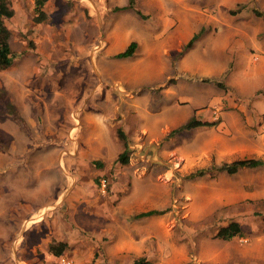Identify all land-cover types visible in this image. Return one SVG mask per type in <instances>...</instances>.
I'll return each instance as SVG.
<instances>
[{
  "label": "rangeland",
  "instance_id": "374dc122",
  "mask_svg": "<svg viewBox=\"0 0 264 264\" xmlns=\"http://www.w3.org/2000/svg\"><path fill=\"white\" fill-rule=\"evenodd\" d=\"M128 1L46 0L40 22L9 3L0 264L25 214L43 264L57 240L74 264H264V167L217 170L264 160V0ZM191 117L212 124L168 135ZM228 221L240 235L215 237Z\"/></svg>",
  "mask_w": 264,
  "mask_h": 264
},
{
  "label": "trees",
  "instance_id": "16d2710c",
  "mask_svg": "<svg viewBox=\"0 0 264 264\" xmlns=\"http://www.w3.org/2000/svg\"><path fill=\"white\" fill-rule=\"evenodd\" d=\"M11 0H0V71L7 69L14 59V53L10 49L9 45V37L10 32L5 25L4 19L6 17H9L11 15V11L9 10V3ZM46 0H33V12L34 15L32 16V20L34 22H40L42 21L46 16L45 12L43 10V6L45 4ZM133 4L132 1L129 0L126 6L118 7L117 9H123V8H131L132 9ZM235 11H231V13H234ZM139 14V13H138ZM257 15H260L258 12ZM202 30L196 34H194L189 41L183 46V48H188L191 46L194 39L199 35V33ZM136 47V44L134 41H130L124 50L114 54L115 57H127L132 55L134 52V49ZM183 50H181L178 54H181ZM216 85H220V83L215 82ZM212 122H208L205 120H199L191 117L186 123L173 128L170 130L168 135H171L175 132H178L182 129H190L196 126L200 125H210ZM116 135L117 137L122 140L124 148L123 150L117 154L116 156V162L125 164L127 162V148L125 145V135L121 131V129H116ZM263 166L264 167V160L259 158H241V159H235L229 163H223L220 166L217 167L218 171H223L226 174H232L234 173L238 168L240 167H258ZM199 175L201 174V171L197 172ZM159 211H153L149 210L146 213H139V215H145V214H152L157 213ZM161 212V211H160ZM159 212V213H160ZM241 233L239 224L236 221H228L226 224L220 226L216 233L215 237H218L223 240H229L234 236H239ZM66 244L64 242H56V243H48V251L53 256L58 257L60 254H62L63 249L65 248ZM133 264H141L143 263L141 259H135L132 261Z\"/></svg>",
  "mask_w": 264,
  "mask_h": 264
},
{
  "label": "crops",
  "instance_id": "0c3cea01",
  "mask_svg": "<svg viewBox=\"0 0 264 264\" xmlns=\"http://www.w3.org/2000/svg\"><path fill=\"white\" fill-rule=\"evenodd\" d=\"M20 205L22 206L23 204L20 203ZM23 206H25V208H26V201H24V205ZM11 207L14 208V212H12V213L13 214H17L18 204H15V205H13ZM24 214H25V212H24ZM9 220L10 219H6V221H9ZM34 221H37V217L31 218L29 222L32 223ZM35 223H37V222H35ZM24 224H25V226H24ZM21 226H24V227L21 228ZM25 228H26V214L23 217H20L18 219V221H17V230L14 233V235L12 236V238L9 240V242L6 244L7 248H9L11 246L16 248L15 250L11 251L13 259H14V264H43V260L45 259V257H44L43 252L40 250L41 247H42L41 243L39 244V246L36 243V241L29 242L30 244H28V240H25L24 237H23L24 236L23 234L25 232ZM21 229H22L23 233H18V232L21 231ZM16 235L18 236V238L15 237ZM57 241L64 242L63 240H57ZM26 244H28L30 250H28L25 247ZM47 246H48V243H46L44 245L42 250H44V252H46L45 253L46 256H49V255L53 256L51 253H49ZM46 261H49V260L47 259Z\"/></svg>",
  "mask_w": 264,
  "mask_h": 264
},
{
  "label": "built area",
  "instance_id": "2783aa9c",
  "mask_svg": "<svg viewBox=\"0 0 264 264\" xmlns=\"http://www.w3.org/2000/svg\"><path fill=\"white\" fill-rule=\"evenodd\" d=\"M103 181V180H102ZM57 264H74L73 260L63 254L57 257Z\"/></svg>",
  "mask_w": 264,
  "mask_h": 264
}]
</instances>
